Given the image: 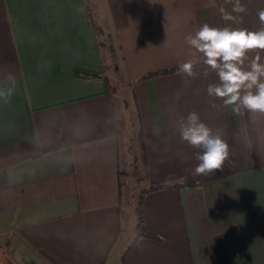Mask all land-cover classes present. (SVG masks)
<instances>
[{
  "label": "crops",
  "instance_id": "0c3cea01",
  "mask_svg": "<svg viewBox=\"0 0 264 264\" xmlns=\"http://www.w3.org/2000/svg\"><path fill=\"white\" fill-rule=\"evenodd\" d=\"M241 4L242 14L227 0H0V86L5 73L16 77L11 99H0V264H264V115L253 123L209 97L218 77H205L202 63L195 78L177 70L143 78L190 59L185 37L204 23L262 27L264 0ZM221 7L242 22L223 20ZM101 31L119 51L143 165L137 188L170 185L145 192L141 204ZM257 54L264 63L254 49L246 67ZM190 112L223 131L233 162L223 171L194 174L197 149L175 126ZM186 178L211 182L177 186Z\"/></svg>",
  "mask_w": 264,
  "mask_h": 264
},
{
  "label": "clouds",
  "instance_id": "9594fccd",
  "mask_svg": "<svg viewBox=\"0 0 264 264\" xmlns=\"http://www.w3.org/2000/svg\"><path fill=\"white\" fill-rule=\"evenodd\" d=\"M233 5L232 12L242 14L246 8L241 0H227ZM221 18L225 21L241 23L242 17L234 16L221 7ZM260 27L256 31L246 28L213 27L204 23L194 34L185 37V42L193 50L191 58L180 64L177 73L195 78L198 64L205 66L203 75L209 70L215 72L218 82L209 84L207 95L221 99L224 106H233L232 111H246L254 123L264 115V63L259 54L245 66L250 50H264V9L257 13ZM16 88V77L9 71L5 73L4 84L0 86V99L8 102ZM182 141L197 149L195 159L199 162L194 169L197 176H208L215 171H223L231 161V150L222 130H213L200 119L196 112L181 116L175 125ZM34 146L42 147L40 136L33 141Z\"/></svg>",
  "mask_w": 264,
  "mask_h": 264
},
{
  "label": "rangeland",
  "instance_id": "374dc122",
  "mask_svg": "<svg viewBox=\"0 0 264 264\" xmlns=\"http://www.w3.org/2000/svg\"><path fill=\"white\" fill-rule=\"evenodd\" d=\"M102 50L104 53V59L106 62V73L109 77L111 86L113 87L114 98L118 105V114L121 121V140H122V150L125 155L126 165L128 163L127 170L130 172L131 182L134 188L136 200L138 201L141 192L137 188L139 186V177L142 173L143 165L141 162L138 163L139 168H136L135 161V152H136V139H134L131 120L128 112V101L127 98L124 97V89L120 85V74L118 73V64H119V51L115 42L114 37L111 34L101 33L99 35ZM121 93V94H120ZM132 187V186H131ZM10 262H4L3 264H9Z\"/></svg>",
  "mask_w": 264,
  "mask_h": 264
},
{
  "label": "trees",
  "instance_id": "16d2710c",
  "mask_svg": "<svg viewBox=\"0 0 264 264\" xmlns=\"http://www.w3.org/2000/svg\"><path fill=\"white\" fill-rule=\"evenodd\" d=\"M99 31L97 28H96V32L99 34ZM102 33V31L100 32ZM101 44V42H100ZM178 68H175V69H172V70H165V71H160V72H153V73H150L146 76H143V78H146V77H151V76H154V75H157L159 73H169V72H173L175 70H177ZM106 82L108 83V88L110 90V94H112L113 92V87L111 86V84L109 83V80L106 78ZM138 143H139V146H140V152H141V156H142V159L144 162H146V152H145V145H144V137H143V131L142 129L140 128L139 131H138ZM211 181H203V182H197L196 180H194L193 178H186V180L180 184V185H177V186H181V185H188V186H196V185H200V184H209ZM170 185H158V186H151V187H148V188H145L143 191H141V197L139 199V203L141 204L142 203V195L147 192V191H150V190H154V189H158V188H164V187H168ZM142 233L144 235H147V236H150V237H155L153 236L152 234L148 233L145 231L144 228H142ZM159 238V237H157ZM125 255H126V251H124L121 255V258L122 260L125 258Z\"/></svg>",
  "mask_w": 264,
  "mask_h": 264
}]
</instances>
